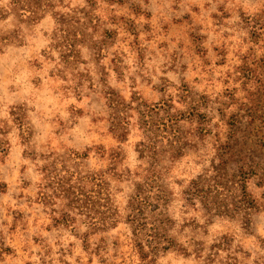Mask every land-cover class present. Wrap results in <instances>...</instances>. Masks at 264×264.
<instances>
[{
  "label": "rangeland",
  "instance_id": "obj_1",
  "mask_svg": "<svg viewBox=\"0 0 264 264\" xmlns=\"http://www.w3.org/2000/svg\"><path fill=\"white\" fill-rule=\"evenodd\" d=\"M0 264H264V0H0Z\"/></svg>",
  "mask_w": 264,
  "mask_h": 264
}]
</instances>
